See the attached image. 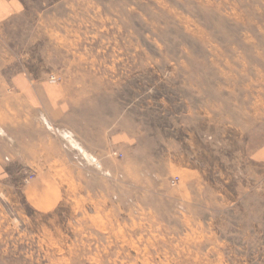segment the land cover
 Wrapping results in <instances>:
<instances>
[{
  "label": "rangeland",
  "instance_id": "rangeland-1",
  "mask_svg": "<svg viewBox=\"0 0 264 264\" xmlns=\"http://www.w3.org/2000/svg\"><path fill=\"white\" fill-rule=\"evenodd\" d=\"M262 150L264 0H0V264H264Z\"/></svg>",
  "mask_w": 264,
  "mask_h": 264
},
{
  "label": "crops",
  "instance_id": "crops-1",
  "mask_svg": "<svg viewBox=\"0 0 264 264\" xmlns=\"http://www.w3.org/2000/svg\"><path fill=\"white\" fill-rule=\"evenodd\" d=\"M51 91H47L46 95L44 96L43 93H42V90L39 88V87H33V89L31 90L30 92V98L34 99L35 101L36 100H40L41 98H44V99H41V100H44L45 101V105L42 106V105H36L35 108H36V114L39 116V114H44L48 117L51 118V120L53 122H61V120H63V118L65 117V114L69 111V105L67 103H57L55 104L54 101H51ZM55 124V123H53ZM59 124V123H58ZM102 132V130H100ZM117 133V138L115 140H112V141H109V139L106 140V146L112 144L114 147H118L120 149L121 147V143H120V138H119V134L120 132L119 131H115ZM90 133V132H89ZM112 136H114V132L112 133ZM129 138H130V135H128ZM127 141L126 142H123L122 145H126ZM86 150L88 152L91 153V156L93 158L96 157H100L101 153H99V151L97 150H101L103 148H101L100 146H86ZM111 146V145H110ZM96 150V151H95ZM263 154H264V150H262Z\"/></svg>",
  "mask_w": 264,
  "mask_h": 264
}]
</instances>
